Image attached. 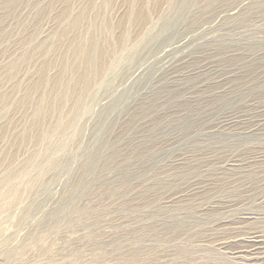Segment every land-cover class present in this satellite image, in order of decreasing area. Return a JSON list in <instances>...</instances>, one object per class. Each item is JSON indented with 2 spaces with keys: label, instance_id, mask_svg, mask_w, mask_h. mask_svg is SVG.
Returning <instances> with one entry per match:
<instances>
[{
  "label": "rangeland",
  "instance_id": "1",
  "mask_svg": "<svg viewBox=\"0 0 264 264\" xmlns=\"http://www.w3.org/2000/svg\"><path fill=\"white\" fill-rule=\"evenodd\" d=\"M0 264H264V0H0Z\"/></svg>",
  "mask_w": 264,
  "mask_h": 264
},
{
  "label": "bare ground",
  "instance_id": "2",
  "mask_svg": "<svg viewBox=\"0 0 264 264\" xmlns=\"http://www.w3.org/2000/svg\"><path fill=\"white\" fill-rule=\"evenodd\" d=\"M83 20H84V18H82V19H77V20L75 21V24H79L80 22H83ZM53 130H54V129H52V132H53ZM43 136H45V135H43ZM43 136H41V138H42Z\"/></svg>",
  "mask_w": 264,
  "mask_h": 264
}]
</instances>
